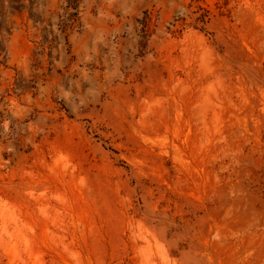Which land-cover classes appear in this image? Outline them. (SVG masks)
<instances>
[{
    "label": "rangeland",
    "instance_id": "374dc122",
    "mask_svg": "<svg viewBox=\"0 0 264 264\" xmlns=\"http://www.w3.org/2000/svg\"><path fill=\"white\" fill-rule=\"evenodd\" d=\"M32 3L0 37V264H264V0Z\"/></svg>",
    "mask_w": 264,
    "mask_h": 264
},
{
    "label": "trees",
    "instance_id": "16d2710c",
    "mask_svg": "<svg viewBox=\"0 0 264 264\" xmlns=\"http://www.w3.org/2000/svg\"><path fill=\"white\" fill-rule=\"evenodd\" d=\"M28 2V6L24 3ZM33 0H0V37L4 34H9L12 30L11 22L9 20L11 15L22 12L24 9H27L30 12V16L33 17L32 7ZM207 11H204L202 16H206ZM203 21V20H202ZM4 52L1 43H0V56ZM0 65H3L0 62Z\"/></svg>",
    "mask_w": 264,
    "mask_h": 264
}]
</instances>
